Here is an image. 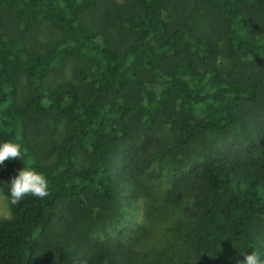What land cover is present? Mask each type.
<instances>
[{
    "label": "trees",
    "instance_id": "16d2710c",
    "mask_svg": "<svg viewBox=\"0 0 264 264\" xmlns=\"http://www.w3.org/2000/svg\"><path fill=\"white\" fill-rule=\"evenodd\" d=\"M110 1L123 0H0V140L21 149L0 164V192L20 167L49 179L46 197L25 195L0 217V264H118L113 241L79 253L59 245L45 259L44 239L63 203L114 201L115 176L157 145L162 120L179 155L210 133L223 139L176 179L196 184L191 264H228L233 251L242 261L236 244L264 261V0H191L223 16L228 56L250 66L241 77L218 65V44L194 30L188 0H131L135 10L117 24ZM40 23L54 35L38 47L27 35ZM52 117L62 127L46 146L35 122Z\"/></svg>",
    "mask_w": 264,
    "mask_h": 264
},
{
    "label": "clouds",
    "instance_id": "9594fccd",
    "mask_svg": "<svg viewBox=\"0 0 264 264\" xmlns=\"http://www.w3.org/2000/svg\"><path fill=\"white\" fill-rule=\"evenodd\" d=\"M155 136L157 145L136 152L128 162L127 171L115 176L119 195L130 197L121 201L120 207L131 226L119 240L113 235L112 251L118 264H158L162 254L168 251L175 253L179 264H185L189 255L188 247L178 239L176 230L189 222V214L195 210L196 184L193 181L177 185L179 173L174 158L165 155L159 147V143L167 139V133L160 129ZM20 156L18 143L0 140V164L5 159L19 160ZM6 182V216H10L11 208L25 195L44 198L48 194V177L30 166L20 167ZM233 247L241 250L240 264H264L250 247L239 244ZM246 248L251 251L245 253Z\"/></svg>",
    "mask_w": 264,
    "mask_h": 264
},
{
    "label": "rangeland",
    "instance_id": "374dc122",
    "mask_svg": "<svg viewBox=\"0 0 264 264\" xmlns=\"http://www.w3.org/2000/svg\"><path fill=\"white\" fill-rule=\"evenodd\" d=\"M186 4V11L191 17V25L194 30L200 34L212 37L218 44V60L222 70L231 76L241 77L248 73L250 66L241 61L238 56H228L229 42L226 39L225 24L221 13L207 4H200L198 9L192 5V1L188 0ZM108 8L112 13V20L117 24L122 16L128 12L135 10V5L131 0L110 1ZM251 9V8H250ZM250 18L255 21V12L249 11ZM13 27L12 20H7L6 29L9 31ZM54 35L53 31L48 28L45 23L37 25L28 35L29 42L35 46H42L50 37ZM64 75L68 76L67 71ZM39 135L45 136L46 146L49 144V138L55 137L61 130V119L57 117L50 118L46 124L36 121ZM164 129L167 133V138L173 136L174 131L172 127L167 125L165 121H160L156 132ZM239 126L236 128V131ZM134 133V131H132ZM167 140V139H166ZM165 140V141H166ZM165 141L160 147L165 155L174 158L177 165L178 177L185 174L189 164L193 161L203 158L206 154L213 151V149L223 141L222 136L216 133H210L203 138L193 140L186 150L185 154L179 155L174 153L166 146ZM88 163V159L82 153H78L75 159L77 167H84ZM191 178V177H190ZM192 179V178H191ZM130 199V197H121L117 190L114 201L110 204L96 205L91 203L89 209H82L70 203H63L57 210V218L52 228L45 236V243L43 246V258L50 259L53 249L59 245L66 244L75 253H79L84 248H87L88 242H94L102 239L113 241V235L117 240L125 236L130 231V223L127 217L121 213L122 203ZM5 198L0 192V217L5 216L4 211ZM196 209V205H195ZM264 224V219H263ZM194 218L190 217L187 224L178 226L177 237L182 240L189 249V255L185 264H191L192 253L189 244V232L194 224ZM228 264H240L241 260L237 252H231L227 256ZM171 262L179 264L175 253L168 251L162 254L158 263Z\"/></svg>",
    "mask_w": 264,
    "mask_h": 264
}]
</instances>
